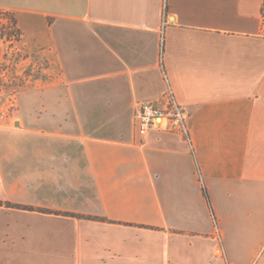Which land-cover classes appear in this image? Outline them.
<instances>
[{"label":"crops","instance_id":"obj_1","mask_svg":"<svg viewBox=\"0 0 264 264\" xmlns=\"http://www.w3.org/2000/svg\"><path fill=\"white\" fill-rule=\"evenodd\" d=\"M263 5L0 0L54 75L0 114V264H264ZM167 85L189 140L138 133Z\"/></svg>","mask_w":264,"mask_h":264},{"label":"rangeland","instance_id":"obj_2","mask_svg":"<svg viewBox=\"0 0 264 264\" xmlns=\"http://www.w3.org/2000/svg\"><path fill=\"white\" fill-rule=\"evenodd\" d=\"M1 19L0 26L3 29L1 28L0 44L4 47V56L0 63V114L5 113L6 118L13 119L36 107L42 110L43 105L34 106L28 102L22 105L21 99L32 101L33 98L41 97L44 81H50L54 75L49 71L52 63L45 55L46 50H30L21 41V32L16 27L13 15L3 13ZM16 30L20 32L18 38ZM34 88L40 91H34Z\"/></svg>","mask_w":264,"mask_h":264},{"label":"built area","instance_id":"obj_3","mask_svg":"<svg viewBox=\"0 0 264 264\" xmlns=\"http://www.w3.org/2000/svg\"><path fill=\"white\" fill-rule=\"evenodd\" d=\"M167 18L163 15L161 24V43L163 30ZM163 78L168 83L167 75L163 71ZM187 115L184 109L178 104L172 88L167 85L165 92L156 100L142 102L137 106L135 122L138 133L146 135L150 130H168L181 134L189 140L186 127Z\"/></svg>","mask_w":264,"mask_h":264},{"label":"trees","instance_id":"obj_4","mask_svg":"<svg viewBox=\"0 0 264 264\" xmlns=\"http://www.w3.org/2000/svg\"><path fill=\"white\" fill-rule=\"evenodd\" d=\"M262 14L264 15V5H263V7H262ZM13 25H14V22H13ZM3 26H0V39H1V37H2V34H1V28H2ZM3 29V28H2ZM15 34L17 35L16 37L18 38L19 36H20V32H18V30H16L15 31ZM15 37V38H16ZM7 206H9V207H16V208H22V209H27V210H29V209H31V208H29V207H24V206H20V205H12V204H7ZM93 219H97V218H93Z\"/></svg>","mask_w":264,"mask_h":264}]
</instances>
